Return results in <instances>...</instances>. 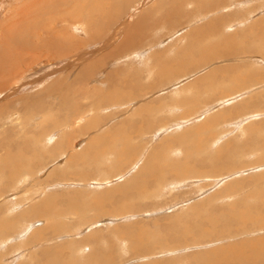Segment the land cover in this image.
I'll return each instance as SVG.
<instances>
[{"label":"rangeland","instance_id":"obj_1","mask_svg":"<svg viewBox=\"0 0 264 264\" xmlns=\"http://www.w3.org/2000/svg\"><path fill=\"white\" fill-rule=\"evenodd\" d=\"M128 2L116 29L92 46L48 54L31 28L19 34L26 54L6 52L0 163H12L0 164V264H223L232 250L249 257L229 264H264V254L252 257L264 250V0L184 2L178 20L136 33L141 44L114 54L125 24L160 12L158 0ZM11 3L0 2V44L9 50L18 35L4 29L13 31L18 19L7 20L21 11ZM76 24L62 26L80 39ZM92 62L100 65L85 80L81 67ZM55 79L67 92H47ZM95 87L118 100L95 103ZM104 140L116 153L78 158ZM20 152L35 155L22 164ZM36 203L60 212L47 222V213L29 211ZM233 210L237 218H227Z\"/></svg>","mask_w":264,"mask_h":264},{"label":"bare ground","instance_id":"obj_2","mask_svg":"<svg viewBox=\"0 0 264 264\" xmlns=\"http://www.w3.org/2000/svg\"><path fill=\"white\" fill-rule=\"evenodd\" d=\"M2 2H5L6 0H1ZM0 1V2H1ZM29 2L27 1H23V0H11V2L13 4H16L19 3V8L21 9V11L18 13L17 11L14 13L12 11V13H10V15H12V18L10 20H7L9 22H11V24H13V22H16L15 20L18 19V22L14 24L13 26V31L10 30V28H6L4 29L5 30V33H8L10 32V35L11 37H14L17 33V35L19 36H15L11 42V46L13 47V50H9V48L6 49V47L2 46L3 44L1 43L0 44V65H3V63H6V52L7 51H17L19 54L21 53H24L26 54V51L24 52L23 50V46H24V42H22V38L19 34H22V33H26V30H31V28H35V34L38 35L39 38H42L43 41H44V44H45V47L47 48V51H56V52H59L61 54H67L69 53V51H73L74 49H76L77 47H82V45H86L87 43H89L91 46L93 44H95L97 42V40H100L102 41V37H104V35L106 36V33L108 32L109 29H113V27H115V23L117 22L118 23V20L122 17L123 15V11H125L128 5V1H131V0H80V5L78 8L75 9V6L78 5L79 1L78 0H29ZM32 1V2H31ZM78 1V3H77ZM187 1H191V0H158L157 4L155 7H153L154 10H158L160 11L159 13L157 14H153V10L152 11H149V10H145L143 12H141L136 18H134L133 21H131V23H129L128 25L125 24V30L122 32L123 33V37L121 39V41L119 42L120 44L117 45L116 47H114L113 49V53L116 54L119 50H127L128 47H135V45H137V42L141 44V39L138 36V34L141 32V31H148L149 28H151L154 25L158 26V25H161L162 23H165V22H170L171 20H178V16L182 15V12L183 10L182 9V4ZM195 1V0H194ZM198 1V0H196ZM201 1V0H200ZM217 1H220V0H217ZM204 2V1H203ZM208 2V1H206ZM211 2V1H210ZM10 4L9 6H14L13 4ZM22 3V4H21ZM74 3V4H73ZM189 3V2H188ZM3 4V3H2ZM39 4V5H38ZM56 4V5H54ZM162 4V5H161ZM4 5V4H3ZM2 5V6H3ZM15 5V6H16ZM43 5V7H42ZM44 5H46V7L50 10V14L47 15L45 14V10H44ZM55 6L54 8H57V10H53L51 9L52 6ZM68 5V6H67ZM71 5H73L72 9H70ZM153 6V5H152ZM126 7V8H124ZM208 8V7H207ZM24 9V11H23ZM4 10V9H3ZM13 10V9H12ZM8 11V10H7ZM6 11V12H7ZM60 11V14L58 17H53L55 13H58ZM1 12V11H0ZM184 12V11H183ZM186 14V12H184ZM52 16V17H50ZM158 16V17H157ZM44 18L47 20L46 23L44 24H37L38 22L41 23ZM181 18V17H180ZM180 20V19H179ZM4 22V21H3ZM65 22L67 23V26L70 24V23H74V22H77V24L74 26V28H77V29H80L82 31V34H84V36L80 39H78L77 37L74 36V34H72L71 32H67V28L62 26V23ZM116 23V24H117ZM128 23V22H127ZM212 23V22H210ZM58 24V26L56 25ZM120 24V23H119ZM170 24V23H169ZM37 25V26H36ZM213 25V24H212ZM10 26V25H9ZM8 26V27H9ZM36 26V27H35ZM45 26V27H44ZM86 28V30H84L83 28ZM211 26V25H210ZM161 27V26H160ZM215 27V26H214ZM116 29V27H115ZM217 29V28H216ZM204 30V29H203ZM197 31V30H196ZM200 31V29H199ZM208 31V30H207ZM110 32V31H109ZM114 32V31H113ZM194 32V31H193ZM111 33V32H110ZM138 33V34H136ZM142 34V33H141ZM108 35V34H107ZM2 37V36H1ZM0 37V38H1ZM9 37V35H8ZM10 37V38H11ZM105 38V37H104ZM108 38V37H107ZM74 39H77V40H74ZM110 40V39H109ZM1 42V41H0ZM100 43V42H99ZM98 43V44H99ZM19 44V45H17ZM65 44V45H64ZM139 44V45H140ZM7 47L9 45V42L6 43ZM88 45V44H87ZM216 45V44H215ZM40 46H42V41H40L38 43V46H37V52L40 50ZM49 46V47H48ZM63 46V47H62ZM212 47L214 46H209L208 49H211ZM2 49H5V50H1ZM39 48V49H38ZM205 48V47H203ZM207 48V46H206ZM205 48V50H206ZM218 48V47H217ZM207 49V50H208ZM204 50V51H205ZM206 50V51H207ZM233 50V49H232ZM30 51V50H28ZM41 51V50H40ZM31 53L29 55H32L34 54L33 50L30 51ZM36 52V53H37ZM210 52V51H208ZM39 53V52H38ZM50 52H48L49 54ZM53 53V52H52ZM238 53V52H237ZM8 54H11V53H8ZM41 54V53H40ZM113 54V55H114ZM140 54V53H139ZM159 54V53H158ZM201 54V53H200ZM38 55V54H37ZM70 55V54H69ZM109 55V52H107L106 54H103V58L105 56ZM112 55V54H111ZM123 55V54H122ZM210 55V53L208 54ZM204 56V55H203ZM16 57V56H15ZM18 58V57H17ZM15 58V59H17ZM100 58V57H99ZM98 58V59H99ZM110 58V56H109ZM27 59V58H25ZM47 59V58H46ZM96 59V60H98ZM159 58H156V62H155V65L158 67L157 69H162V68H165L166 69V65L169 63V62H163V61H158ZM101 60V59H100ZM102 61V60H101ZM88 62V61H87ZM98 62V61H97ZM103 62V61H102ZM205 63V62H204ZM11 64V63H10ZM172 64V63H170ZM169 64V65H170ZM89 66L87 65H84L81 67V72L83 73L82 75L84 76V79L86 80L87 76H89V74H91V70H90V67L92 68H96L97 66L100 65V63H96V62H92V63H88ZM104 65V64H103ZM67 67V66H66ZM169 70V69H168ZM160 72V71H159ZM80 73V71H79ZM115 73V72H114ZM2 74H5V71L2 72ZM208 75V74H207ZM0 77H3L2 75H0ZM79 78V77H77ZM205 78V77H204ZM39 79V78H38ZM37 79V80H38ZM6 80V79H5ZM10 80V79H8ZM114 80V79H113ZM124 80V79H123ZM97 82V81H96ZM67 83V82H66ZM64 81H61V79H55L53 80L49 85H47V92H49V94H53L56 91V89H59V88H63V92L66 91V84ZM117 83V82H116ZM2 84V83H0ZM6 84V83H5ZM68 85V84H67ZM117 84H113L112 86V90H116ZM44 87V86H43ZM109 87V85H108ZM97 87H95L96 89ZM2 89V88H1ZM108 89V88H107ZM106 89V90H107ZM109 89H111V87H109ZM108 89V90H109ZM45 90V89H44ZM91 90V89H90ZM92 91V90H91ZM96 92H94V97L97 99L95 101V103H103V104H107L105 102H107V99H104V98H107L106 96H108L109 98V101L110 100H118L115 96L111 95L110 91H105L104 93L103 92H100V91H97V89L95 90ZM27 92V91H26ZM67 92V91H66ZM88 92V91H86ZM107 92V93H106ZM83 93V92H82ZM38 94V93H37ZM47 94V93H46ZM93 96V95H92ZM32 97V96H31ZM60 98H62L63 100V104H65L64 102L68 101V97H66L63 94L60 95ZM29 99V97H28ZM92 100V99H91ZM27 103L30 102V100H25ZM105 101V102H103ZM113 101V102H114ZM21 102V101H20ZM37 102V101H36ZM33 103V102H32ZM31 103V104H32ZM34 104V103H33ZM35 105V104H34ZM1 106V105H0ZM30 106V105H29ZM36 106V105H35ZM90 106V105H89ZM31 107H33L31 105ZM104 107V106H103ZM95 108L93 105L91 106L90 109H93ZM97 108V107H96ZM41 109V108H40ZM74 109V108H73ZM140 109V108H139ZM27 111H29V113L27 114H30L33 118V116L39 112L34 109V108H31L30 107L28 109H26ZM36 111V112H35ZM22 112V110H21ZM24 115H26V113H24V111L22 112ZM9 116V115H8ZM149 116V115H148ZM3 116L1 115V118ZM184 135V134H183ZM192 135V134H190ZM120 136L121 138L123 137V134L120 133ZM125 136V135H124ZM185 136V135H184ZM187 136V134H186ZM185 136V137H186ZM48 138V137H47ZM125 138V137H124ZM185 139V138H184ZM123 140V139H122ZM186 140V139H185ZM101 141V140H100ZM106 141L104 140V142H102V145L100 144V146L98 148L94 147L93 149L95 150H87L85 152V154L81 155L80 157H78L79 159H82V158H85V159H82V161L84 162H91V159L95 158V154L94 152H97V153H101L104 151V149L106 148L107 151H112V152H115V149L119 148L118 146H113V144L111 143H105ZM4 142L0 141V147L2 146ZM61 143V142H60ZM105 143V144H104ZM20 144V142L18 143V145ZM185 144V142L183 143ZM38 145V144H37ZM54 147V146H53ZM91 147V146H90ZM3 148V147H2ZM1 148V150H2ZM21 148H24L23 146ZM58 148V147H57ZM100 148V149H99ZM109 148V150H108ZM189 148V147H188ZM98 149V150H97ZM34 150V149H33ZM32 151V150H30ZM101 151V152H100ZM121 152H123V150H121ZM31 158L32 156H34L35 154L34 153H31ZM34 154V155H33ZM77 155V154H76ZM86 155V156H85ZM20 159L22 160V164H27L28 161H27V158L31 159L30 157H27L25 156L24 154H22V152H20V155H19ZM8 157L5 156L3 159H1V166H5L7 168L6 165H4V162L7 161L8 163ZM77 159V158H75ZM74 159V160H75ZM114 159V158H113ZM188 159V158H187ZM70 160V159H69ZM97 160V159H96ZM95 160V161H96ZM30 161V160H29ZM32 161V160H31ZM72 161V160H70ZM194 161V160H193ZM174 162V161H173ZM9 163H12V162H9ZM8 163V164H9ZM170 165H171V162H169ZM193 163V162H192ZM146 164V163H145ZM180 165V164H179ZM10 166V165H9ZM145 166V165H143ZM149 166V165H148ZM2 167V168H3ZM152 167V165H151ZM150 167V169H151ZM174 167V166H172ZM176 168V167H175ZM148 170V169H147ZM149 176V175H148ZM137 182V181H136ZM127 183V181H126ZM124 183V185L126 184ZM135 183V182H134ZM130 184V183H129ZM136 184V183H135ZM124 185H122V188L124 187ZM128 185V184H126ZM132 185H133V182H132ZM112 191V190H111ZM115 191V190H114ZM117 191H120L117 189ZM129 189L128 190H122L121 193L123 194H128ZM150 192V191H149ZM0 194H1V191H0ZM72 195V194H71ZM110 195V190H107L105 192H103V196H108ZM25 199V198H24ZM51 201H52V198H51ZM70 201V203H69ZM76 200L75 198H68V204L72 205L73 203H75ZM19 204V202H17ZM43 203V202H41ZM41 203H36L35 205H32L31 208L29 209V211L31 213H36V212H44V213H47L48 217H46V221H52V217L53 219H55L56 217V214H58L60 211L58 212H55V215H50L51 212V208L54 206L53 203L49 204H44V206L41 204ZM10 206H12V204H8ZM14 205V204H13ZM16 205V204H15ZM36 205H37V208H36ZM1 206V205H0ZM22 206V205H21ZM47 207V208H46ZM10 208V211H11V208H14V206L12 207H9ZM8 208V210H9ZM27 211V210H26ZM6 212V211H5ZM54 213V212H53ZM61 214V213H60ZM67 214V213H66ZM5 215V214H4ZM44 215V214H43ZM62 215V214H61ZM64 215V214H63ZM33 216V215H32ZM214 215H212L213 217ZM227 218H237V214L236 212L233 210V212H229L228 214V217ZM57 219V218H56ZM209 218H207L208 220ZM216 219V218H215ZM208 222L210 223H213L212 219L210 218L208 220ZM39 223V222H38ZM37 222H34L32 224V226H37L38 225H42L41 223L38 224ZM44 223V222H43ZM52 223V222H51ZM49 224L48 229L49 227H52L53 226V223L52 224ZM4 224V223H3ZM9 224L6 223V227H9L8 226ZM12 227V226H11ZM45 227V228H47ZM117 228V227H116ZM63 229V228H62ZM9 230V229H8ZM5 233V232H4ZM142 233V232H141ZM2 235V234H1ZM0 235V236H1ZM5 235V234H4ZM3 236V235H2ZM257 240V239H256ZM259 244H261L259 242ZM258 249V248H257ZM260 249H264V246L263 248H260ZM40 250V249H39ZM41 251V250H40ZM48 252V250H46ZM54 251V250H53ZM56 251H59L57 256H61L60 255V252L61 250L60 249H56ZM262 251V250H261ZM264 251V250H263ZM260 252V253H257L255 252V255L256 256H252L254 258H258L260 256H258L259 254L262 255L264 254V252ZM222 252V251H221ZM235 251L232 250V252L230 253H226V254H223V256H221V258H224L225 261H223V264L225 262V264H229V263H232L234 260H244L245 259V256L247 255H235L234 254ZM213 253H216L215 251ZM64 254V253H63ZM44 255V254H43ZM95 255V254H94ZM93 255V257H94ZM213 255V254H212ZM218 255H221V254H218ZM216 256V254L214 255ZM65 257V255H64ZM92 257V256H89V258ZM247 257H249V254L247 255ZM263 257V256H261ZM199 259V258H198ZM223 259V260H224ZM51 260V259H50ZM53 262H55L54 259H52ZM64 260V259H63ZM205 263L207 264H221V261L222 259L218 260L216 262V259L215 257L213 259H208V260H204ZM66 262V261H65ZM200 263V262H198ZM204 262L201 264H205ZM239 263V262H238ZM66 264V263H65ZM72 264V263H71Z\"/></svg>","mask_w":264,"mask_h":264}]
</instances>
